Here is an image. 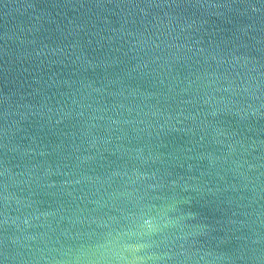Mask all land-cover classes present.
I'll list each match as a JSON object with an SVG mask.
<instances>
[{
	"label": "water",
	"instance_id": "1",
	"mask_svg": "<svg viewBox=\"0 0 264 264\" xmlns=\"http://www.w3.org/2000/svg\"><path fill=\"white\" fill-rule=\"evenodd\" d=\"M0 264H264V0H0Z\"/></svg>",
	"mask_w": 264,
	"mask_h": 264
}]
</instances>
